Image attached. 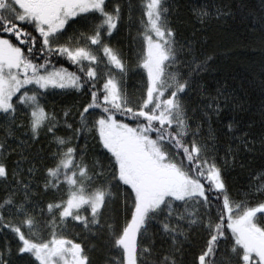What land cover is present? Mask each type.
<instances>
[{"label":"snow or ice","instance_id":"1","mask_svg":"<svg viewBox=\"0 0 264 264\" xmlns=\"http://www.w3.org/2000/svg\"><path fill=\"white\" fill-rule=\"evenodd\" d=\"M174 10L0 0V264H264V65L209 80L197 36L264 0Z\"/></svg>","mask_w":264,"mask_h":264},{"label":"trees","instance_id":"2","mask_svg":"<svg viewBox=\"0 0 264 264\" xmlns=\"http://www.w3.org/2000/svg\"><path fill=\"white\" fill-rule=\"evenodd\" d=\"M175 10L173 19L183 34H187L190 27L191 9L205 0H173ZM217 3L221 0H216ZM234 6H238L241 0H223ZM249 10L259 8V0H245ZM197 36L202 37L204 48L217 54L215 69L210 72L209 80L241 76L247 79L258 77L261 66L264 65V33L259 29L250 31L246 27V21H241L239 15L235 19L211 20L204 28H199ZM251 91V89H250ZM258 101V94L252 95V102ZM257 155H259L257 153ZM259 161L251 160L249 168L232 172L233 183L237 188L247 183L248 172Z\"/></svg>","mask_w":264,"mask_h":264}]
</instances>
